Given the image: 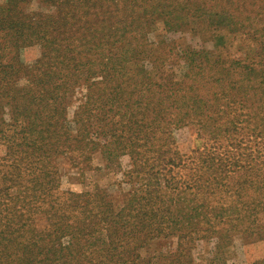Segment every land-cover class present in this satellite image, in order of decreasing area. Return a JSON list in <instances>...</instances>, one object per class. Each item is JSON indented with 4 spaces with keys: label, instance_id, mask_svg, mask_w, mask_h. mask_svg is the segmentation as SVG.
Masks as SVG:
<instances>
[{
    "label": "rangeland",
    "instance_id": "1",
    "mask_svg": "<svg viewBox=\"0 0 264 264\" xmlns=\"http://www.w3.org/2000/svg\"><path fill=\"white\" fill-rule=\"evenodd\" d=\"M18 1L16 17L45 40L15 48L6 40L18 34H0V231L12 239L0 264H61L41 260L53 248L70 264L263 261L264 231L249 235L243 211L260 202L264 146L252 140L264 118V0H62L63 20L57 2ZM112 39L134 47L121 53ZM173 80L185 86L172 97L195 89L209 120L165 110L155 86ZM225 106L230 116L219 119ZM25 129L34 133L18 140ZM225 129L241 143L221 140ZM205 161L220 169L195 171ZM159 172L166 181L148 182Z\"/></svg>",
    "mask_w": 264,
    "mask_h": 264
},
{
    "label": "trees",
    "instance_id": "2",
    "mask_svg": "<svg viewBox=\"0 0 264 264\" xmlns=\"http://www.w3.org/2000/svg\"><path fill=\"white\" fill-rule=\"evenodd\" d=\"M62 0H48L49 3H54L57 2V4H53V6L56 7L57 12H56V16L57 19H61L63 20L64 18H67L66 15H64L63 13H59L62 12V9L58 7V4L61 2ZM20 2L18 0H8L5 7H0V34L1 33H5L8 32L10 34V37H12L14 34H18L14 37V41L11 42L10 40H6L7 43L10 45L11 43V47H15L18 48L19 46H21L23 43L27 42V41H34V40H38V41H44L45 39H43V37H45V33L44 30H35V28H33L31 25H29L28 21L24 22L22 21L20 17H16V14L18 12V7L17 5ZM209 14V13H208ZM133 26L132 23H129L128 25L125 26V29H121V31L125 30L130 27ZM23 33H27V36L23 37L20 40V37L23 35ZM4 37L7 36V33L3 35ZM62 39L64 40V37H62ZM132 41H130L129 39H112V41L110 42H106L109 43L111 46H114L116 48H118L121 53L124 51V49H128L130 47H134V45H132L131 43ZM99 46V45H96ZM3 54V53H0ZM106 59H110L108 57H105ZM14 64H11L9 67H14ZM245 68L251 69L250 66L245 65L243 66ZM262 70L260 71V75L257 76V81H258V86L261 87L260 90V95H256V99L259 102V104H262V100L264 99V61L261 64ZM250 71V70H249ZM135 73L138 75V83L140 88H142V81L143 80H147L148 76L146 75L147 73L141 68L140 64L136 66L135 68ZM1 74V72H0ZM185 82L183 81H178V80H173V81H168V83L166 84H158L155 86L156 88V93L158 95L162 96V99L164 100V108L165 110H172V109H179L178 111L182 113V109H187L190 107L191 111L194 112V114H197L198 116H201L202 118L209 120L208 115L201 113V108L198 107V104L201 102L200 98H197V96L194 94L195 89H191L193 92H191V96L188 97L187 99H184L182 96H180V99H177L176 97H172L173 93H178L181 91V89L185 86L184 85ZM139 88V89H140ZM193 88V87H192ZM226 96V95H225ZM234 98H230L227 101L229 102V100H233ZM46 99H40L39 104L38 105H43V101ZM221 101H223L222 97L218 95H215L214 93H211V97H210V103L213 104L215 107L216 105H220ZM233 104L235 102V100L232 101ZM142 104H147V103H140V105ZM231 105V104H229ZM147 105H144V107H147ZM264 106V105H262ZM193 108V109H192ZM231 108L230 106H225V109L223 111H218V116L219 119H223V118H227L230 116L231 113ZM119 113H121V117H124L125 113H122L121 111H118ZM257 116V115H256ZM258 117V116H257ZM216 118H217V113H216ZM249 119H254L255 117L253 115L248 116ZM260 120V128L258 130V133L254 134V141L255 143L258 144H262L264 146V118L259 117ZM3 124V123H2ZM1 129V128H0ZM15 129V128H14ZM20 133V130H18ZM226 134L225 136L221 137V140L225 141L227 143V145H229L230 147H234L236 146L235 143H241L240 139L238 137H235L234 135H232L231 133H235L234 129H225L224 131ZM34 133L33 130H22L21 134H25L24 137H19L18 140L21 139H28V137H30L32 134ZM238 138V139H237ZM233 142V143H230ZM31 147L33 146V144H30ZM21 146H26V145H22L21 143L16 144V147H21ZM30 146H26V149H18L19 152L22 153H27L28 155H32V153L35 151V149L31 148ZM54 148H51L50 146L47 147V151L44 150L45 154H47V157L54 151ZM37 152V151H36ZM35 152V153H36ZM34 153V154H35ZM239 156V155H237ZM232 159V167L235 166L236 168V164L234 163L235 161H237L238 157H235L234 155L230 156ZM22 158V157H21ZM211 164H206V161L204 164H198L200 168L195 169V171L201 173V174H205V173H213L214 171L216 172L217 169L219 168V165L215 166V169H211ZM169 172V171H168ZM259 173V174H258ZM166 175L162 174L161 172H159V174H155L152 177L148 176V182H150V178H153L154 176H156V179H163L166 181V178L164 177ZM256 176H257V182H256V188L258 189V193H257V197L259 198V204L256 208H248L246 210H244L243 212H245V217L248 219V222H254L255 226L250 228L248 231L249 235H252L253 232H260V231H264V159H261V163H259L258 167H257V171H256ZM156 186H157V181L155 182ZM159 191V188L148 192L146 194H143L140 198L144 199L145 197H150L151 193H157ZM57 203L52 204V208L56 207ZM227 211L229 214H233L234 211H232V209L227 208ZM255 212L259 213L262 218L259 220V222L255 221ZM237 213V212H236ZM146 214H143V216H145ZM151 218V216H148V219ZM67 219V218H66ZM202 220V219H201ZM55 225V224H54ZM53 226V225H52ZM145 228H147V226H143ZM5 228V226H4ZM57 228L56 232L57 233H61L64 229H60V226L55 227ZM2 232L4 231H0V247H7L8 245L5 244V242H11L12 239H7L6 236L2 237ZM256 234V233H255ZM40 249V248H39ZM53 250V251H51ZM0 251H4V249H0ZM46 257L44 259L41 260H46V261H51L50 257L53 256H57L59 257V259L61 260V264H70L73 263L75 259L73 258H68V260L64 259L63 256H61V253H58L56 255V251L55 249H47L46 250ZM79 259V258H78ZM85 259V258H84ZM54 262V261H53ZM254 264H264V260L263 261H258L255 262Z\"/></svg>",
    "mask_w": 264,
    "mask_h": 264
}]
</instances>
